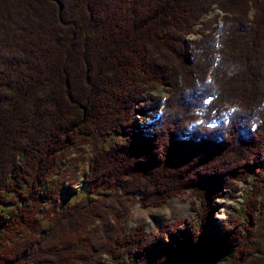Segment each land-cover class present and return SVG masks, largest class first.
Returning <instances> with one entry per match:
<instances>
[{
	"label": "trees",
	"instance_id": "1",
	"mask_svg": "<svg viewBox=\"0 0 264 264\" xmlns=\"http://www.w3.org/2000/svg\"><path fill=\"white\" fill-rule=\"evenodd\" d=\"M226 106L227 121L185 125ZM79 178L110 193L62 203ZM240 182L218 226L214 200ZM133 194L143 207L190 196L193 213L124 233ZM226 244L221 261L264 264V0H0V264H157Z\"/></svg>",
	"mask_w": 264,
	"mask_h": 264
},
{
	"label": "rangeland",
	"instance_id": "2",
	"mask_svg": "<svg viewBox=\"0 0 264 264\" xmlns=\"http://www.w3.org/2000/svg\"><path fill=\"white\" fill-rule=\"evenodd\" d=\"M218 15V20L215 23V25H219L221 20L220 17L222 16V13L215 9L214 12L211 13ZM214 26V24L212 25ZM208 30L206 31V33ZM196 37L192 36L190 39H195ZM168 96L167 92L163 88H158L154 92L147 94L146 98L144 99L145 104V113L146 117L144 120L148 121L152 118H157L160 115V110L162 107V104L165 100V98ZM158 103V106L154 107L152 106L153 103ZM228 106L221 109L218 113L217 110H213L211 112L210 118L207 119L205 111L202 109L196 110L194 112L195 118L190 120L187 119L185 122L186 127L191 128L192 126H195L197 123L206 122V125L209 127L216 126L224 121H227L226 115L229 114L233 109H226ZM138 118V116H137ZM194 120L195 123L193 122ZM140 121L142 119L140 118ZM214 121V124H210ZM187 122H189L188 125ZM188 130V129H184ZM183 131V130H182ZM123 138L121 136L113 135L106 139L105 141H102L100 143V146H107L110 143L113 142H120ZM81 150L83 151V157L84 160L79 163L77 167V171L79 174V177L87 171V163L88 158L91 155L92 150L90 149L89 145H82ZM80 150V151H81ZM80 153V152H79ZM79 178V181L74 187L75 192L73 194H69L68 196L64 197L62 200V203L65 201H74L76 199H79L81 197H98L105 195L106 193L109 194L110 192H103L98 191L97 194H88L86 190L85 184L82 182V179ZM238 189L239 191L235 194L237 196L236 198H233L230 193V190H226V192L220 197L216 198L214 200L215 203V210L213 212L212 218L214 219V222L220 226L223 224V222L227 219L229 214H233V212H238L240 209V206L242 204V197L247 192V187L243 183H238ZM131 200L133 201V205L127 210V221L123 223L124 227V233H127L131 229H133L135 226H141L142 231L145 236H152L158 232V229L160 226H163L164 224L170 223L172 225H176L177 222L183 218H188L193 213L192 209V198L190 196L184 197V198H170L166 201V203L162 206L158 207H143L140 205V199L137 194H133L131 196ZM124 214V213H122ZM121 214V215H122ZM130 261L127 258L126 255H123L121 258H112L107 255L102 256L101 263L103 264H128ZM131 264V262L129 263ZM133 264H145V262L142 263H133ZM218 264H227V261H221Z\"/></svg>",
	"mask_w": 264,
	"mask_h": 264
},
{
	"label": "water",
	"instance_id": "3",
	"mask_svg": "<svg viewBox=\"0 0 264 264\" xmlns=\"http://www.w3.org/2000/svg\"><path fill=\"white\" fill-rule=\"evenodd\" d=\"M234 245L196 248L187 246L170 252L157 264H218L234 252Z\"/></svg>",
	"mask_w": 264,
	"mask_h": 264
},
{
	"label": "built area",
	"instance_id": "4",
	"mask_svg": "<svg viewBox=\"0 0 264 264\" xmlns=\"http://www.w3.org/2000/svg\"><path fill=\"white\" fill-rule=\"evenodd\" d=\"M226 109H228V110H229V109H233V107L228 106ZM195 121H196V120H194L193 122L195 123ZM210 124H214V121H213L212 123H210Z\"/></svg>",
	"mask_w": 264,
	"mask_h": 264
}]
</instances>
